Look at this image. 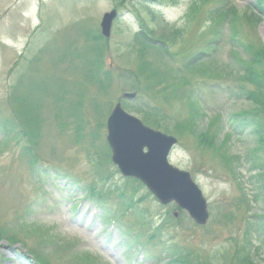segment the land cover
I'll use <instances>...</instances> for the list:
<instances>
[{"label":"rangeland","instance_id":"1","mask_svg":"<svg viewBox=\"0 0 264 264\" xmlns=\"http://www.w3.org/2000/svg\"><path fill=\"white\" fill-rule=\"evenodd\" d=\"M253 2L228 0L236 14L224 22L210 14L221 0H0V124H23L32 111L40 125L26 152V141L0 132V225L8 230L0 264H31L16 260L28 258L23 250L48 264H264V188L251 177L257 165L264 170V141L229 123L257 112L264 132L261 101L241 94L257 91L239 67L247 54L231 41L264 44V20L245 19ZM113 8L119 16L104 37L100 20ZM140 27L155 38L174 32L167 51L142 46ZM198 53L203 59L191 60ZM118 101L178 139L169 161L202 190L205 225L181 210L174 216V203L160 204L111 162L106 119ZM182 119L196 121L205 138L178 128ZM223 152L234 157L229 166ZM46 174L58 189L45 187ZM26 210L22 221L40 227L28 234L15 225ZM10 236L17 244L8 245Z\"/></svg>","mask_w":264,"mask_h":264},{"label":"water","instance_id":"2","mask_svg":"<svg viewBox=\"0 0 264 264\" xmlns=\"http://www.w3.org/2000/svg\"><path fill=\"white\" fill-rule=\"evenodd\" d=\"M115 9L106 12L100 22L101 33L110 35ZM135 93H124L133 99ZM106 141L111 160L124 176L140 180L162 204L174 201L199 225L206 223V200L187 171L173 166L168 155L177 138L145 125L127 113L118 102L106 120ZM177 215V212L174 213Z\"/></svg>","mask_w":264,"mask_h":264},{"label":"trees","instance_id":"3","mask_svg":"<svg viewBox=\"0 0 264 264\" xmlns=\"http://www.w3.org/2000/svg\"><path fill=\"white\" fill-rule=\"evenodd\" d=\"M227 4H228V0H221V4H220V6H218L216 11L210 13L211 18L212 19L218 18L220 16L223 18L224 22L232 21L235 18L236 7L234 6V4H229V5H227ZM247 8L250 10V12L248 14H246V18H245L248 23L253 24V21L254 22H257V21L260 22V21L264 20V0H257V2H255V3L253 2L252 4L248 5ZM195 9H197V8H195ZM150 14L152 15L153 18L155 17L152 10H150ZM232 27H233V23H231V28ZM154 33H155V30H149V29H146L144 27H140V29L136 32L135 37H136V40L142 46L155 48V49L161 50L163 52H166L167 51L166 41H172L173 35L175 33L172 32V34H168L165 31H162L161 34L159 35V38H155L153 36ZM231 41L234 43L232 46L233 48L241 47L243 52L245 54H247L246 58L241 59V64L239 65V67L244 72V74H243L244 77L248 78L250 80V82L252 84H254L257 88L256 92L251 90V91H247V92H242L241 94H243L245 97H247L251 100H257L258 102L261 101V104H262L261 106H262V108H264V44L259 43L258 45L254 46L251 43L234 42L235 40L233 38H231ZM95 51L98 53V48L95 47ZM98 54L96 55L95 62L98 61V59H97ZM203 55L204 54H202V53H198L191 60L200 61L203 59ZM189 63H190V65H192L191 62H189ZM157 81L159 83H162L163 79H160ZM103 84H104L103 82L100 83V85L102 87H104ZM235 96L239 97L237 95H235ZM256 96H257V98H256ZM18 97H20V96H16L15 100ZM22 102H23V99L21 98V104H22ZM262 108H260V109L262 110ZM260 109H258V110H260ZM31 112L32 111L26 112L25 113L26 117L21 118L22 120H25V122L23 124L21 122H18V125H15V124L8 125L11 127H8L7 125H5V127H3L0 124V132H2L3 134H5V132H7L11 138H14L15 140H17V139L22 140V141L24 140L29 144V145H26L24 147L25 152H26V150L29 151L28 147H31V149H33L32 145H34L36 143L34 141V138L36 136L37 130L40 128L39 122L35 121V119L30 114ZM257 116H258L257 112H254V114H252V112H247L244 114L243 113H236V114H233L229 123H230V126L232 128H234V130L236 132H241L246 128L252 127L254 133H256L259 136L258 137L259 142L260 141L263 142L264 141V132L261 129V124H260L259 118L256 119ZM189 121H191V119L188 120V122ZM188 122H186L184 119H182V120H179L176 124H177L178 128H181L183 130H187L195 138L199 139V141H202L206 135L205 129H200L199 124H197V126H196V124H195V123H197L196 121H195V123L193 122L192 124L188 123ZM158 126H159V124H158ZM227 135H229V134H227ZM224 143H225V140H224L223 144ZM219 150H220V146L215 148L214 151H219ZM31 152L28 154L31 155ZM25 154L27 155V153H25ZM220 156H221L223 162L227 166H229V164H230V159L232 161L234 159L233 156H229L224 152L220 153ZM105 161L109 162L107 159ZM33 164L37 165V163L34 162V160L31 162L29 167H30V170L32 172H34V170L36 169V167ZM257 167L260 168L261 166L257 165L254 168L259 172H256V174L251 176V177H256L257 182L258 181L260 182L259 188L263 189L264 188V170H258L259 168H257ZM41 176H44V175H41ZM46 177H47L46 179L49 180V181H47V184H50V183L52 184V182H50V176L48 174H46ZM131 180H133V182L137 183L138 188L143 187V185L138 180H135V179H131ZM91 188H96V187H95V185H92ZM120 194H122V193L120 192ZM29 211L30 210H26L25 215L17 217V221L20 219V222L19 223L17 222V224H16V227H19L20 231L26 232L27 234H28L27 227L40 229V227L36 226L31 221H25V222L22 221L23 217L27 218V214L29 213ZM6 229L7 228L0 225V238L2 237V235H4L5 233L8 232V230H6ZM5 237H6V235H5ZM10 240L11 241H8L9 243H13L16 241L14 236H10ZM48 240L50 241V239H48ZM35 254L37 256L36 262L38 264H48L49 263L40 254H38V253H35ZM169 262L173 263V264H176V263L177 264H186L184 261L181 260V257L171 258L169 260Z\"/></svg>","mask_w":264,"mask_h":264}]
</instances>
